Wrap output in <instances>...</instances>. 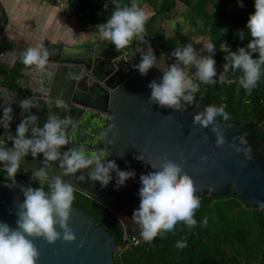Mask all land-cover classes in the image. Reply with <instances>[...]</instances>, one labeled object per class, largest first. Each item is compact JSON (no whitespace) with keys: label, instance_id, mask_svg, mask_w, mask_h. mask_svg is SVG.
Here are the masks:
<instances>
[{"label":"water","instance_id":"obj_1","mask_svg":"<svg viewBox=\"0 0 264 264\" xmlns=\"http://www.w3.org/2000/svg\"><path fill=\"white\" fill-rule=\"evenodd\" d=\"M0 11L5 12L3 8ZM0 19L3 20L1 13ZM4 31L0 22L1 59L9 50ZM42 45L56 53L49 57L43 73H34L27 67L14 79L0 73V117L3 107L11 105L14 109L11 127L0 126V143L10 146L8 137L15 135L22 115L27 114L21 112L20 100L31 98L37 103L31 111L39 116L37 124L40 126L50 112L70 116L74 127L70 126L69 135L73 139L67 147L85 144L89 148H105L109 153L106 159L115 160L121 170L136 173L123 186L117 185L113 173V180L106 187L87 178L88 170L64 177L101 199L121 219L129 237L141 230L140 227L131 230L134 222L130 211L140 203V176L153 170L135 158L140 155L157 164L165 155L182 163L199 193L224 195L233 187L246 203L264 209V159L253 153L247 144L241 147L250 149V153L237 152L232 147L233 144L240 146V136L247 138L240 122L217 118L225 129L226 140L224 145L217 146L211 126L202 128L193 123L194 114L209 104L204 97L180 111L149 101L148 85L153 80L159 82L162 71L170 65L165 56L157 57L159 68L150 69L145 76L134 67L141 60L143 52L140 50L131 57L126 49L116 51L110 42L93 39L70 45L61 37L57 41L47 39ZM21 55L22 52H18V56ZM57 99L65 102L66 110L56 106ZM112 124L116 127L109 131ZM101 132H108V139H115V144L97 142ZM113 133L118 135L114 137ZM261 152L264 153V144ZM205 156L206 161L201 159ZM42 162V154L37 158L29 155L20 171L31 173L41 167ZM49 172L50 176L61 175L58 162L52 163ZM82 174L84 180L78 178ZM10 184V181L0 180V221L15 228L16 208L24 199L20 187L26 184L14 187ZM69 223L76 234L75 241L61 238L49 243L43 238H33L40 251L37 264H115L114 251L119 245L114 236L97 224L93 215L73 204ZM128 240H124L123 246Z\"/></svg>","mask_w":264,"mask_h":264},{"label":"clouds","instance_id":"obj_2","mask_svg":"<svg viewBox=\"0 0 264 264\" xmlns=\"http://www.w3.org/2000/svg\"><path fill=\"white\" fill-rule=\"evenodd\" d=\"M113 10L106 22L96 27L102 41L115 45L116 51L127 48L133 39H144L145 25L150 19L138 3L131 0L130 4H121L112 0ZM241 7L243 3L241 0ZM108 8V3L104 5ZM255 11L250 14L247 21V29L252 40L247 49L239 47L237 51L230 52L226 56L223 71L219 73V82L224 83L226 74L231 68L240 70L243 75L239 83L251 94L261 78L262 66H264V0H254ZM239 37L244 38L245 32L239 31ZM69 35V34H66ZM208 55H199L197 50L189 43L183 47H176L171 55L175 62L163 70L159 82L153 80L148 87L151 89L149 101L158 103L161 107H168L176 111L186 110L189 105L196 103L195 93L199 90V84L189 77L188 70L195 67V77L199 81L210 84L216 83V60L213 58L215 44L212 42L204 45ZM250 50V51H249ZM259 53L257 59L252 53ZM55 50L50 51L44 45L30 46L22 53V63L34 73H43L49 63V57L55 55ZM134 67L141 75H147L149 70L158 67L159 62L154 50L150 47L146 53H142L141 60ZM51 103V102H49ZM55 104L58 108L67 109V105L61 99ZM22 119L16 126L15 135L9 136L10 146L0 143V163L5 168L10 186L18 183L16 177L21 170L26 157L33 158L43 156L42 166L32 170L29 183L22 185L21 191L24 199L16 208V227L0 221V264H37L40 251L33 238H43L49 243H55L58 239L72 242L77 239L70 219L75 199V188L64 177H69L88 170L87 178L93 182H100L107 186L116 174L118 186H123L135 177V171L121 170L115 160L106 159L109 156L105 148H89L85 144L67 147L73 139L69 135V128L73 126L70 116L61 117L50 112L43 125L37 124L39 116L31 109L37 107V103L31 98L19 101ZM14 109L11 105L3 107L0 126L9 129L13 122ZM217 118L226 122L230 119L225 106L206 105L193 116V123L202 128H209L216 135V145L225 144V129ZM111 119V117H109ZM112 124L109 131L115 129ZM114 137L118 133H113ZM104 141L108 145L115 144V139H108V132H101L97 142ZM240 146L233 144L237 151L250 153V149L242 148L247 141L244 136L239 137ZM66 150H62L65 149ZM137 160L144 161L152 171L140 176L141 187L139 189L140 203L133 210L132 220L139 225L141 236L145 241H152L157 235L173 231L175 226L183 222L188 228L197 224L195 212L200 207V198L196 195L197 189L193 178L184 171L182 163L169 159L166 155L160 158L159 164L146 161L143 155L136 156ZM249 158H251L249 156ZM206 161L207 156L202 157ZM53 162H58L61 175L50 176L49 169ZM84 180L82 174L78 177ZM33 182L38 186L33 187ZM45 184L48 190H45ZM204 223H207L205 219ZM58 229H62V232ZM176 247H187L186 241H177Z\"/></svg>","mask_w":264,"mask_h":264},{"label":"trees","instance_id":"obj_3","mask_svg":"<svg viewBox=\"0 0 264 264\" xmlns=\"http://www.w3.org/2000/svg\"><path fill=\"white\" fill-rule=\"evenodd\" d=\"M58 3V0H52ZM147 0H138L142 7ZM69 5L78 7L81 11L87 3L92 7V12L84 14V23L97 25L104 23L109 18L112 10V0H68ZM123 4H130L131 0H117ZM177 2L188 6L189 11L184 16V23L177 22V34L171 36L162 26L163 18L167 13L176 9ZM108 3V8L104 5ZM162 0L156 3L150 19L146 22V40L154 49L157 57H162L176 47L191 44L197 48L194 36H207L215 44L213 58L216 60L217 75L223 71L227 62L225 57L230 52L237 51L239 47L247 49L252 40L247 29V21L255 11L254 0ZM192 24L191 39L181 45V29L186 22ZM243 30L245 36L239 37ZM139 39L135 38L125 48L131 57L138 51ZM250 51V50H249ZM257 59L259 53H252ZM12 78V74H10ZM243 73L231 68L226 74L224 83L216 79V83L199 84L195 93L196 100L204 97L210 105L225 106L230 119L238 121L244 126L247 134V146L253 153L262 158L261 146L264 143V66L257 86L248 94L239 83ZM222 119V118H221ZM0 163V180H8ZM31 173L19 172L16 179L19 183L28 184ZM75 199L73 204L90 213L98 225L103 226L115 237L118 249L114 251L115 264H264V209L246 203L233 187L224 195L199 193L200 207L195 212L197 224L188 228L183 222L178 223L173 231L161 233L152 241H144L140 245L123 246L126 228L121 219L109 209L104 202L93 194L75 186ZM33 187L38 183L33 182ZM45 190H48L45 184ZM207 220L205 224L204 221ZM141 234V230L138 232ZM177 241H186L187 247L179 249Z\"/></svg>","mask_w":264,"mask_h":264},{"label":"crops","instance_id":"obj_4","mask_svg":"<svg viewBox=\"0 0 264 264\" xmlns=\"http://www.w3.org/2000/svg\"><path fill=\"white\" fill-rule=\"evenodd\" d=\"M151 1L156 3V0L144 1L142 8L148 7L152 13L154 7L151 5ZM157 1L161 2L162 0ZM66 2L68 0H58V3L52 0H0V8H3L5 11L4 13L0 11L3 16V20L0 19V22L5 27L3 35L5 36L6 45L9 48L7 53L2 55L3 59L0 58V73L7 74V76H11V73L13 76L20 75V70H24L26 67L22 63V55L18 56V52L21 51L23 53L30 46L41 45L47 39L57 41L61 37L64 43L70 45H75L83 40L94 39L96 41H102L99 37L98 29L89 28L74 14L67 12L65 5H62V3L65 4ZM179 3L185 7L184 12L180 11L182 16L189 11L187 5L182 2H177L176 9L167 13L162 22L163 28L171 36L177 33L171 34L172 31L167 28V23L170 24L169 22L174 15L173 13H180L177 10ZM184 43L186 41L181 36V45ZM197 45L200 46V44ZM150 47L151 45L146 40L145 28L144 39H139L138 50L146 53ZM202 55L207 54L202 51ZM163 56L166 57L168 64L175 62L174 57L171 59L169 55L165 54ZM194 70L195 67L190 66L188 70L190 78L192 73L195 74Z\"/></svg>","mask_w":264,"mask_h":264},{"label":"rangeland","instance_id":"obj_5","mask_svg":"<svg viewBox=\"0 0 264 264\" xmlns=\"http://www.w3.org/2000/svg\"><path fill=\"white\" fill-rule=\"evenodd\" d=\"M94 3H95V5H98V0H94ZM181 8H183V9H181ZM184 8L185 7H183V5L181 4V3H179L178 4V11L180 12H184L183 10H184ZM146 12H148L149 13V16H150V9L148 8V7H146V8H143ZM84 10V11H83ZM83 12L85 13L86 12V14H89L90 12H92L93 10H92V7H90V5H88L87 3H85L84 5H83ZM78 7H76L75 6V10H74V12L73 13H71V14H74L76 17H78L80 20H82V22L84 23V14H83V12H82ZM181 12L180 13H173L174 15L171 17V19H170V24H168L167 23V28L170 30V31H172L171 32V34H174V33H177V30H176V25H177V23H176V21L178 20V21H181L182 23H184V16H182L181 15ZM85 24V23H84ZM86 25V24H85ZM192 32V24L191 23H189L188 21L184 24V26H183V28L181 29V33H180V35L182 36V38H184L185 39V41L187 42L188 40H190L191 39V37H190V33ZM194 39H195V41L197 42V44H200V46H198V48L196 49L197 50V52H198V54L199 55H202V51H204L207 55L209 54V53H207L205 50H204V45L206 44V43H209L210 41H207V40H209V38L207 37V36H196V37H194ZM193 39V40H194ZM172 53V51H168L167 53H165L166 55H169V53ZM164 54V55H165ZM212 55H214V53L212 54ZM169 57H170V55H169ZM194 71H196V70H194ZM191 76V75H190ZM192 78V77H191Z\"/></svg>","mask_w":264,"mask_h":264},{"label":"built area","instance_id":"obj_6","mask_svg":"<svg viewBox=\"0 0 264 264\" xmlns=\"http://www.w3.org/2000/svg\"><path fill=\"white\" fill-rule=\"evenodd\" d=\"M62 5H65V8H66V10H67V12H69L70 14L71 13H73L74 12V10H75V6H71V5H69V3L68 2H66L65 4L64 3H62ZM87 26L89 27V28H94V24L93 23H91V22H88L87 23ZM169 55H170V58L172 59L173 57H172V55H171V52L169 53ZM175 58V57H174ZM191 77H193V79L196 81H198L199 83H203V82H201V81H199L198 80V78H196L195 77V74L194 73H192L191 74ZM218 78V75L216 76V77H214V80H216ZM203 84H205V83H203ZM199 198H200V200H201V197L200 196H198ZM126 238H129V240H128V243H127V246L128 245H140L141 243H143L145 240L142 238V236H141V234H134V235H132V236H128V234H126L125 235V239Z\"/></svg>","mask_w":264,"mask_h":264},{"label":"flooded vegetation","instance_id":"obj_7","mask_svg":"<svg viewBox=\"0 0 264 264\" xmlns=\"http://www.w3.org/2000/svg\"><path fill=\"white\" fill-rule=\"evenodd\" d=\"M264 144V143H263ZM262 147V146H261ZM263 154V157H264V153H262ZM264 159V158H263ZM139 207V203H137L136 204V206L135 207H133V208H130V211H131V213L133 214V210L134 209H137ZM129 216H130V214H127V217L129 218ZM132 217V216H131ZM133 221V220H132ZM138 227H139V225H137V224H135V223H131V230L132 231H135L136 229H138Z\"/></svg>","mask_w":264,"mask_h":264}]
</instances>
